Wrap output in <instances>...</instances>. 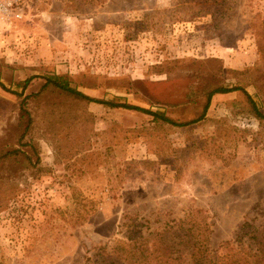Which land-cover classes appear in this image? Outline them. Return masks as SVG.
I'll return each mask as SVG.
<instances>
[{
    "label": "rangeland",
    "instance_id": "rangeland-1",
    "mask_svg": "<svg viewBox=\"0 0 264 264\" xmlns=\"http://www.w3.org/2000/svg\"><path fill=\"white\" fill-rule=\"evenodd\" d=\"M10 1L0 264H89L95 246L179 222L169 238L188 261L195 242L223 256L242 223L264 228V119L241 90L207 101L237 87L264 115V0ZM53 75L190 124L44 87ZM201 225L203 237L183 235Z\"/></svg>",
    "mask_w": 264,
    "mask_h": 264
},
{
    "label": "trees",
    "instance_id": "trees-1",
    "mask_svg": "<svg viewBox=\"0 0 264 264\" xmlns=\"http://www.w3.org/2000/svg\"><path fill=\"white\" fill-rule=\"evenodd\" d=\"M29 81L30 79L25 81L24 87L29 83ZM47 86H53L70 96H74L90 103L100 104L109 108H123L126 110L138 111L173 126L183 127L190 124L176 123L165 117L163 114L142 109L140 107L127 104H117L88 97L75 88H72L69 85V82L61 76H47L45 78L44 87ZM0 87L5 89L2 83H0ZM237 90H241L245 95L251 108L254 110L256 117L264 119V115L258 111L256 104L250 98V96L243 89L237 87L229 89H215L208 94L207 101L209 103L210 98L214 94H226ZM208 103L204 109L208 107ZM199 214H201L200 211H197L196 215L200 216ZM182 225L183 223L179 222L176 226L165 224L160 227H156L154 231H150L149 238H144L140 235V233L131 231L134 237L128 238L129 242L115 243L110 247L107 245L95 246L93 248L94 255L92 259L87 258L86 260L89 262V264H264L263 227L256 228L252 224H249L248 221L242 223L239 228L238 237L236 238V240L239 242L238 246L235 245L234 249L233 247H230V244L226 243L224 249L228 251L223 256L213 257L208 252L206 243L202 244L201 242H195L190 246L191 253L189 255V260L186 261L184 259L185 257L179 254V243L173 244L169 238L170 236H173L179 228H182ZM194 227L195 226L187 227L186 230H184L183 235L188 237L191 235L203 237L204 225H201L200 227L197 226L195 233ZM190 243L191 242L189 240L185 241L186 245H189ZM190 247H188V249Z\"/></svg>",
    "mask_w": 264,
    "mask_h": 264
},
{
    "label": "built area",
    "instance_id": "built-area-1",
    "mask_svg": "<svg viewBox=\"0 0 264 264\" xmlns=\"http://www.w3.org/2000/svg\"><path fill=\"white\" fill-rule=\"evenodd\" d=\"M12 5V2L10 0H0V16L1 17H7L10 13V6ZM19 17V15H17Z\"/></svg>",
    "mask_w": 264,
    "mask_h": 264
}]
</instances>
